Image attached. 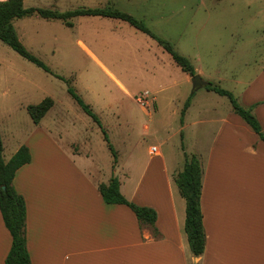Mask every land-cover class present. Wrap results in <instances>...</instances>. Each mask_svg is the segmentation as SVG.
Masks as SVG:
<instances>
[{"label": "rangeland", "instance_id": "1", "mask_svg": "<svg viewBox=\"0 0 264 264\" xmlns=\"http://www.w3.org/2000/svg\"><path fill=\"white\" fill-rule=\"evenodd\" d=\"M37 2L41 8L58 12L113 8L142 20L154 34L190 59L194 67L203 70L206 81L232 92L240 104L244 85H238L235 79L244 75L245 81L249 80L263 63L264 0H78L75 7L72 3H62L55 9L48 7L49 0ZM35 4L33 0H26L25 6ZM174 20H178L175 25ZM71 21L73 27L39 18L14 21L23 45L53 74L29 62L0 40V120L3 119L7 144L5 158L30 136L34 127L26 105H37L50 97L56 104L57 123L49 128L51 142L41 138L46 131V124L42 123L34 142L37 153L54 150L74 153L76 148L90 151L93 160L87 172L91 181L108 182L112 170L118 167L114 154L102 128L73 99L70 87L99 118L119 156L118 170L132 169L133 180L151 158L150 150L154 146L161 149L169 168L182 166L186 157L200 158L192 151V127L181 130L182 108L193 94L194 109L218 101L221 109L232 108L229 99L205 87L194 93L193 84L186 83L187 74L170 55L127 22L89 16ZM147 41L150 48L145 46ZM145 92L150 93L146 98L150 103L139 100ZM187 118L185 122L189 124L191 118ZM154 158V161L160 159ZM200 161L204 167L205 161ZM69 163L54 161L47 179L54 186L62 187L64 193L67 191L70 203L86 191L87 181L76 175ZM95 168L104 171V176ZM116 177L123 180V171ZM74 213L70 205L69 215Z\"/></svg>", "mask_w": 264, "mask_h": 264}, {"label": "crops", "instance_id": "2", "mask_svg": "<svg viewBox=\"0 0 264 264\" xmlns=\"http://www.w3.org/2000/svg\"><path fill=\"white\" fill-rule=\"evenodd\" d=\"M3 1L7 0H0ZM33 1L35 5L26 7L24 0V7L41 8L38 6L40 4H37L40 0ZM49 1L48 7L54 9L63 5L62 3L64 5L72 3V7H75L78 2V0ZM28 18L38 17L16 20ZM177 22L178 20H174L173 25ZM18 38L21 41L19 35ZM79 43L103 68L95 55L81 41ZM145 44L150 48L148 41ZM157 44L155 45L158 49L162 48ZM258 63L255 61L254 64ZM259 67L260 70L249 80L245 81L244 75L235 80L238 85H244L239 95L241 105L253 112L264 132V59ZM195 70L206 83L211 82L204 79L203 70L196 67ZM186 74V83L192 84L191 74ZM109 75L124 91L126 90L117 78ZM204 87L205 85L202 88ZM145 93L150 97L149 92ZM3 95H7V92L4 91ZM147 102L150 103L149 100ZM219 103L221 101L194 109L196 107H193L191 102L184 122L181 123V130L192 127L193 137L190 142L194 146L192 151L200 156V160L205 161L201 208L206 247L200 257L194 256L190 249L185 232L186 201L174 180L182 170L185 160L182 166L179 164L176 168H169L163 153L155 154L151 149V158L141 172L138 171V176L134 180L132 169L123 167L121 171L118 170L120 166L118 159V167L114 169L112 167L113 175L112 177L109 175L107 183L94 182L87 172L91 169L93 160L90 151L83 152L76 148L74 153L54 150L52 153L38 154L34 147L37 132L42 130L43 122L46 124V131H43L41 138L51 142L49 128L57 123L55 101L41 122L33 123L30 136L12 150L8 158H5L7 144L2 126L3 119L0 120L4 160L8 162L22 146L28 147L31 154V162L21 167L14 178V187L24 197L27 206V247L31 263L264 264V141L234 112L233 108L226 107L223 110ZM28 106L31 105H26V110ZM9 116L12 117L11 111ZM187 117L191 118L189 124L185 122ZM154 156L160 159L154 161ZM133 158L140 160L139 156ZM54 161L70 162L68 165L76 175L87 181L84 187L86 191L82 192L76 201L69 203L67 191L64 193L62 187L54 186L47 179L48 174L53 171ZM95 171L99 174L104 173L100 168H95ZM122 171L124 179H118L123 196L139 206L156 211L157 237L154 235L153 227L141 225L128 206L108 204L104 201L99 186L108 184ZM70 205L75 211L71 216ZM11 247L12 236L4 224L0 211V264H5Z\"/></svg>", "mask_w": 264, "mask_h": 264}, {"label": "trees", "instance_id": "3", "mask_svg": "<svg viewBox=\"0 0 264 264\" xmlns=\"http://www.w3.org/2000/svg\"><path fill=\"white\" fill-rule=\"evenodd\" d=\"M24 0H7L0 2V40L17 52L20 56L43 69L48 74L52 71L36 56L30 53L19 40L13 21L26 17H38L48 21H61L67 27H73L72 19L79 16L102 17L117 19L129 23L136 30L148 35L155 40L160 47L167 52L173 62L185 73L196 75V70L191 61L178 53L174 46L167 40L154 34L142 20L113 8L76 9L73 11L58 12L41 8H25ZM60 79L63 77L58 76ZM205 88L220 96L227 97L234 112L239 115L264 141L262 127L250 109L243 107L232 92L221 88L212 82H207ZM69 93L78 103L82 110L102 128L104 139L114 154L115 163L118 162V154L113 149L109 137L97 115L91 107L76 93L74 88H69ZM194 95V94H193ZM193 95L186 101L180 121L183 124L184 116L190 107ZM54 106V100L44 99L37 105L28 106L27 110L35 124H39L48 111ZM183 135V134H182ZM4 145L0 132V211L4 224L12 236V247L5 260V264H32L27 247V206L24 197L14 187L16 172L31 162L30 150L22 146L17 153L8 161L4 160ZM204 170L199 158L195 155L185 158L182 170L176 175L175 183L181 196L186 201L185 232L188 237L190 249L194 256L200 257L204 254L206 247V233L203 223L201 208V195L203 189ZM99 191L104 201L108 204H119L128 206L136 215L141 225L153 227L154 235L158 236L155 227L157 213L154 209L139 206L127 200L120 191V181L113 177L108 184H101Z\"/></svg>", "mask_w": 264, "mask_h": 264}, {"label": "water", "instance_id": "4", "mask_svg": "<svg viewBox=\"0 0 264 264\" xmlns=\"http://www.w3.org/2000/svg\"><path fill=\"white\" fill-rule=\"evenodd\" d=\"M192 84H193V92L199 90L202 88L204 85H206V82L202 79V77L197 74V75H192Z\"/></svg>", "mask_w": 264, "mask_h": 264}, {"label": "built area", "instance_id": "5", "mask_svg": "<svg viewBox=\"0 0 264 264\" xmlns=\"http://www.w3.org/2000/svg\"><path fill=\"white\" fill-rule=\"evenodd\" d=\"M147 97H148V93H145V95L143 97H141L139 100L142 101V99H144V101L147 102L148 101L146 99ZM144 104H146V103H144ZM152 152L155 153V154H160L161 150L158 147H152Z\"/></svg>", "mask_w": 264, "mask_h": 264}]
</instances>
